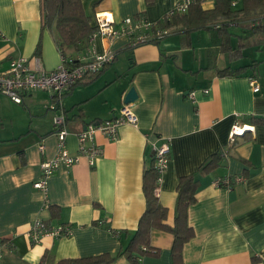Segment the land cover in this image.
<instances>
[{"label": "crops", "instance_id": "crops-1", "mask_svg": "<svg viewBox=\"0 0 264 264\" xmlns=\"http://www.w3.org/2000/svg\"><path fill=\"white\" fill-rule=\"evenodd\" d=\"M179 1L81 0L91 22L95 14H107L115 25L136 16L156 23ZM202 1L204 10L216 2ZM231 1L233 9L241 8V0ZM258 14L264 17V8L242 20ZM236 23L226 25L230 36L225 49L218 24L187 33L175 26L178 32L158 44L133 45L126 35L115 38L114 61L61 99L69 131L66 147L75 154V132L118 116L130 88L137 94L129 103L137 125L120 126L114 141L97 134L102 156L93 166L81 158L56 170L47 179L45 195L33 185L40 179L41 161L56 152L51 94L32 91L21 104L0 94V264H41L43 257L42 264H54L124 251L145 208L143 173L153 146L165 138L169 162L156 191L168 211L165 223H173L179 178L196 175L199 181L187 211L193 237L183 247V264H264V121L255 122L264 120V33H249L248 26L255 23ZM0 34V70L11 58L23 56L32 68L50 72L62 59L89 58L106 45L98 38L93 45L85 41L61 52L54 31L41 29L40 0H0ZM251 76L260 85L257 92L248 83ZM235 125L246 128L229 142ZM216 153H221L218 166L199 174L200 165ZM225 176L244 180L230 189L213 185ZM48 205L55 207L54 215ZM35 219L49 227L66 225L70 235L44 236L32 243L27 232ZM172 242L170 233L153 229L149 245L157 252L138 264H171ZM111 264L132 263L121 254Z\"/></svg>", "mask_w": 264, "mask_h": 264}, {"label": "built area", "instance_id": "built-area-1", "mask_svg": "<svg viewBox=\"0 0 264 264\" xmlns=\"http://www.w3.org/2000/svg\"><path fill=\"white\" fill-rule=\"evenodd\" d=\"M192 0H181L174 8L169 11L160 21L156 23L148 22L143 16L127 17L118 25H115L113 19L107 14H95L94 22L96 30L89 38L93 45L98 38L106 43L101 52H93L89 58H82L76 63L62 59L61 64L54 70L46 72L42 69L32 68L29 59L19 56L11 58L8 66L0 70V94L9 98L15 104H21L23 96L32 91H46L51 94V104L48 109L55 112L52 119L53 135L56 138V152L48 159L40 163L41 176L34 183V188L40 190L44 195L47 192V179L59 168H69L85 158L89 166H93L95 161L102 156V148L95 142L97 134L105 136L114 141L118 137L120 126L129 124L137 125V117L130 107V104H122L118 116L110 120L95 121L87 123L83 129L74 133L77 143V151L71 154L66 147V138L69 135L67 129L66 113L62 109V97L78 82L85 77L95 75L104 70L116 58V52L111 45L115 38L120 35H126L133 45L145 42H155L173 35L171 29L162 27L164 21H169L171 15L175 12L185 13ZM234 7L235 3L231 2ZM262 20V19H261ZM161 22V23H160ZM258 21L255 23L257 24ZM1 35V34H0ZM37 59L35 62L37 63ZM248 83L253 92L260 89L257 79L253 76L248 78ZM193 98V94H188ZM239 129L236 125L229 133V142H233L238 136ZM244 133V128L242 129ZM38 151L43 153L44 145L38 144ZM155 159V169L157 171V187L161 182L162 174L166 170L169 162L170 144L169 139H161L160 143L153 146ZM244 180L243 176H229L218 178L213 185L219 188L230 189L233 184ZM70 228L66 225H56L49 227L41 219H35L29 225L27 236L32 243L38 242L44 236L66 237L70 235ZM146 248L143 247V250Z\"/></svg>", "mask_w": 264, "mask_h": 264}, {"label": "trees", "instance_id": "trees-1", "mask_svg": "<svg viewBox=\"0 0 264 264\" xmlns=\"http://www.w3.org/2000/svg\"><path fill=\"white\" fill-rule=\"evenodd\" d=\"M241 1L242 6L239 9L232 8L231 0H216L212 9L204 10L202 9V0H192L185 13H173L169 21L162 23V27L171 29L175 34L178 32L175 30V26H181L185 30L184 33H187L191 30L212 29V25L218 24L217 32L221 35L220 45L222 49H225L226 44H228V36H230L226 33L228 22H239L249 14L264 8V0ZM40 14L41 29L54 31L55 43L61 52L68 47L77 49L82 42H88L90 36L96 30L94 17L91 22V18L84 11L81 0H40ZM248 29L249 33H264V21L248 26ZM159 42L160 40L155 41L157 44ZM39 47L40 43L37 45V50ZM66 61L76 63L72 59ZM237 71L239 69L220 73L233 74ZM83 80L73 87L82 83ZM261 121L264 120H256L255 122ZM220 159L221 153L211 155L200 165L198 173L205 174L212 171L218 166ZM156 181L157 171L155 169L154 153L152 152L150 165L145 169L142 176L145 208L138 219L136 230L124 251L116 256L105 253L83 258L62 259L54 264H111L115 257L121 254H126L132 264H138L141 257L157 252L149 245L150 233L153 229L168 232L173 236L170 250L171 264H183V247L193 237V229L188 224L187 211L188 207L196 200L195 194L199 181L196 175H185L179 178L176 186L177 196L172 225L165 223L168 211L159 203L155 193ZM47 208L54 215L55 207L48 205ZM112 233L117 235L116 232ZM143 247L146 249L143 250ZM44 259V257L41 259V264L44 263Z\"/></svg>", "mask_w": 264, "mask_h": 264}, {"label": "water", "instance_id": "water-1", "mask_svg": "<svg viewBox=\"0 0 264 264\" xmlns=\"http://www.w3.org/2000/svg\"><path fill=\"white\" fill-rule=\"evenodd\" d=\"M137 99V94L133 88H130L124 96L123 103L129 104Z\"/></svg>", "mask_w": 264, "mask_h": 264}, {"label": "rangeland", "instance_id": "rangeland-1", "mask_svg": "<svg viewBox=\"0 0 264 264\" xmlns=\"http://www.w3.org/2000/svg\"><path fill=\"white\" fill-rule=\"evenodd\" d=\"M262 16V14H258V15H256L254 18H252L250 21L249 20H246V19H244V20H240L242 23H256L260 18H264V17H261ZM229 23V22H228ZM231 29L232 30H234V29H237L236 27H231ZM240 135H242V134H240Z\"/></svg>", "mask_w": 264, "mask_h": 264}, {"label": "bare ground", "instance_id": "bare-ground-1", "mask_svg": "<svg viewBox=\"0 0 264 264\" xmlns=\"http://www.w3.org/2000/svg\"><path fill=\"white\" fill-rule=\"evenodd\" d=\"M246 128V127H245ZM245 128H244V130H245ZM248 128V127H247ZM243 129V128H242ZM242 129L240 128V129H237V131H238V134L240 135V134H242Z\"/></svg>", "mask_w": 264, "mask_h": 264}]
</instances>
